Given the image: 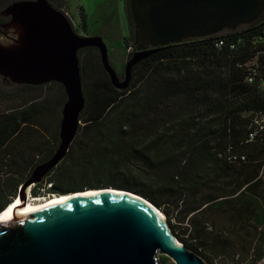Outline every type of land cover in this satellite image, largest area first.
I'll list each match as a JSON object with an SVG mask.
<instances>
[{
	"label": "trees",
	"instance_id": "obj_1",
	"mask_svg": "<svg viewBox=\"0 0 264 264\" xmlns=\"http://www.w3.org/2000/svg\"><path fill=\"white\" fill-rule=\"evenodd\" d=\"M13 1L0 0V12ZM49 1L63 12L68 7L66 0ZM124 4L131 29L124 43L134 46L130 58L136 49L131 0ZM81 11L86 31L88 15ZM5 20L0 15V24ZM247 26L159 47L133 66L126 89L112 83L99 48L79 50L85 96L79 130L32 194L40 196L42 186L54 194L101 185L127 189L159 207L188 249L197 252L190 239L216 254L241 244L242 261L262 260L264 18ZM66 99L59 82L8 85L0 76V212L59 147ZM47 117L55 128L49 140L41 139L40 129L32 132ZM20 142L25 148L11 150ZM211 214L229 221L221 232L231 231L234 241H207L201 223ZM185 222L193 227L189 239L177 231Z\"/></svg>",
	"mask_w": 264,
	"mask_h": 264
},
{
	"label": "water",
	"instance_id": "obj_2",
	"mask_svg": "<svg viewBox=\"0 0 264 264\" xmlns=\"http://www.w3.org/2000/svg\"><path fill=\"white\" fill-rule=\"evenodd\" d=\"M131 7L138 48L123 79L110 62L103 37L79 34L49 0H16L1 10L8 19L0 25L3 81H55L67 96L59 147L19 186L16 197L23 208L33 186L66 156L78 133L85 107L79 50L99 48L112 83L126 89L133 66L159 47L251 23L264 10V0H131ZM116 189L129 193L71 197L0 222V264H159V253L177 264H206L178 240L159 207L138 193Z\"/></svg>",
	"mask_w": 264,
	"mask_h": 264
},
{
	"label": "rangeland",
	"instance_id": "obj_3",
	"mask_svg": "<svg viewBox=\"0 0 264 264\" xmlns=\"http://www.w3.org/2000/svg\"><path fill=\"white\" fill-rule=\"evenodd\" d=\"M68 2H69L68 5H70V10L68 9V12L72 14L73 16H75L74 23L76 26H74V28L76 29V31L82 35H87V34L88 35H100L103 37L109 49L110 62L112 66L114 67V69L119 73V75L123 79L124 72H125V66L129 59V55L125 56L126 55V48H125L126 45L124 43V38L128 37L131 34V29L129 25V17H128L127 12L125 11L124 0H69ZM82 7L84 8L83 12L85 10L86 13L89 15L88 21H87L88 26L86 28V31H84L81 27L82 17H81L80 12H82L81 11ZM105 12L107 13V15L110 12L115 13L116 15V17L113 20H111V23L109 25H104L101 23V21L98 22V17H101V15L104 14ZM113 16L114 15H112V17ZM262 18H264V10L262 11V13L259 15V17L255 21H258ZM133 23H134L133 26H134V31H135L134 33H136L137 25L134 22V19H133ZM237 27L236 29H243V28H247L248 26L247 24L246 25L242 24L238 28ZM228 30L229 29L223 30L221 31V33L230 32ZM130 44L132 45L130 47L133 48L134 46L132 44V41H130ZM130 47L129 46L127 47L128 52L133 51V50L129 51ZM135 48L136 49L134 51L137 50L138 43H136ZM53 88L55 89L54 86ZM53 91L55 90L52 89L49 91V93ZM262 117L264 119V114L262 115ZM61 118H62V115H61ZM51 119L52 117H47L46 120H43L39 127L34 128V130L32 131L33 134L40 133L39 131L41 130V132L43 133L45 137L41 139L49 140L51 138L50 133H52L55 129L54 126L51 123H49ZM47 123H48V130L44 128V125H46ZM52 123L54 124V122ZM37 129H40V130H37ZM14 147L16 148H13L11 150L17 151V149L25 148V143L23 142L16 143ZM32 153L33 154L38 153V151H33ZM0 175H2V172H0ZM108 187L116 188L114 186L101 185V186H91V187H86V188H80V189H77L76 191H83V190L94 189V188H108ZM42 188L40 189V196L50 197L53 195H60V194H54L52 192L49 193L48 190H45L43 193L44 189ZM38 195L32 194V191H31L30 196L36 197ZM209 219H210L209 222L201 223V225L204 224L203 225L204 232H205L204 236L207 238L208 242H214L216 239L219 240V242H221V241L230 240V238L232 240L235 238L234 235H232L231 231H229L228 229L225 232H221V229H223L224 226L229 225V221H227L223 216L219 214H211L209 216ZM211 221H213L217 225L218 227L217 229L211 226L212 225ZM173 222L175 224L177 223L174 219H173ZM177 231L179 232L180 235L189 239L192 237L193 227L190 226L187 222H185V223H182L177 228ZM178 240L182 242L179 238ZM240 240L242 239L240 238ZM189 242L193 244L194 247L197 248L198 253H200L201 251L205 253V256L202 257L196 251L191 250L197 255H199L206 262V264H247L246 263L247 261L241 260L244 249H245V245L237 244V246H233L230 249V251L226 254H216V253H212L210 249L200 246L199 244L200 242L194 239H190ZM158 257H159V264H177L175 260L171 258L170 256H168L167 254L159 253ZM263 263H264V258L256 264H263Z\"/></svg>",
	"mask_w": 264,
	"mask_h": 264
},
{
	"label": "bare ground",
	"instance_id": "obj_4",
	"mask_svg": "<svg viewBox=\"0 0 264 264\" xmlns=\"http://www.w3.org/2000/svg\"><path fill=\"white\" fill-rule=\"evenodd\" d=\"M102 193H129V192L124 190H118L113 187H108V188L87 189L69 194L53 195L50 197H44V196L34 197V196H30L29 193L24 208L21 206L20 198L16 197L9 205H7L0 212V222L8 218L17 217L38 211L39 209H42L44 207L63 202L71 197H78L81 195H98ZM161 214L163 215V217L166 218L164 213L161 212Z\"/></svg>",
	"mask_w": 264,
	"mask_h": 264
},
{
	"label": "built area",
	"instance_id": "obj_5",
	"mask_svg": "<svg viewBox=\"0 0 264 264\" xmlns=\"http://www.w3.org/2000/svg\"><path fill=\"white\" fill-rule=\"evenodd\" d=\"M67 2L69 1V0H66ZM69 3V2H68ZM70 6L68 5V7L65 9V15L68 17V19L71 21V23L73 24V26H76L75 25V23H74V21H75V16H73L72 14H70L69 12H68V9L70 10V8H69ZM73 16V17H72ZM224 44V40L223 39H220L219 41H218V45L219 46H221V45H223ZM234 46V45H233ZM132 49V47H130L129 48V51ZM253 80V77L252 76H250L249 77V81H252ZM255 135H256V133L255 132H252V133H250V140H252V139H254L255 138ZM242 158L244 159V156H242Z\"/></svg>",
	"mask_w": 264,
	"mask_h": 264
},
{
	"label": "crops",
	"instance_id": "obj_6",
	"mask_svg": "<svg viewBox=\"0 0 264 264\" xmlns=\"http://www.w3.org/2000/svg\"><path fill=\"white\" fill-rule=\"evenodd\" d=\"M70 6V5H69ZM70 8V7H69ZM83 8V7H82ZM84 9V8H83ZM84 12L86 13V11L84 10ZM87 14V13H86ZM88 15V14H87ZM112 15H114L112 17ZM89 17V15H88ZM116 17L115 13H112L110 12L108 15L107 13L105 12L104 14L101 15V17H98V22L101 21L102 24L104 25H109L111 23V20H113L114 18ZM88 35V34H87ZM126 48V55L127 56L129 54V52L127 51V47L125 46Z\"/></svg>",
	"mask_w": 264,
	"mask_h": 264
},
{
	"label": "flooded vegetation",
	"instance_id": "obj_7",
	"mask_svg": "<svg viewBox=\"0 0 264 264\" xmlns=\"http://www.w3.org/2000/svg\"><path fill=\"white\" fill-rule=\"evenodd\" d=\"M5 19H6V20H5L4 22H6V21L8 20L7 18H5ZM4 22H2V23H4ZM2 23H1V24H2ZM251 23H252V22H251ZM1 24H0V25H1ZM244 24L246 25V24H249V23H244ZM240 25H242V24H240ZM240 25H239V26H240ZM224 30H225V29H224Z\"/></svg>",
	"mask_w": 264,
	"mask_h": 264
}]
</instances>
